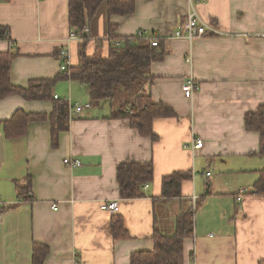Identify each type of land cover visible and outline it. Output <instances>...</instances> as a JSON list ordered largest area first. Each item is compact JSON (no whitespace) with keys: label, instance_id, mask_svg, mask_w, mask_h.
<instances>
[{"label":"crops","instance_id":"0c3cea01","mask_svg":"<svg viewBox=\"0 0 264 264\" xmlns=\"http://www.w3.org/2000/svg\"><path fill=\"white\" fill-rule=\"evenodd\" d=\"M193 5L217 32L193 42L175 38ZM111 25L120 38L139 32L148 41L159 38L165 54L151 65L148 92L176 115L154 120L155 139L143 136L128 119L111 117L124 96L91 101L80 81L60 79L54 96L82 110L70 113V128L56 146L49 120L29 123L18 138H6L0 128V264H33L35 242L50 248L44 264H130L133 252L153 249L156 228L175 231L193 195L199 207L194 235L184 242L185 264L193 254L197 264H260L264 195L251 191L264 157L257 154L260 134L246 128L245 116L264 104V0H136L135 11L125 15H111L103 2L87 25L88 40L69 39V0L0 1V27L11 35L0 38V52L16 54L13 84L60 75L62 49L70 68L82 64L83 51L107 57ZM189 78L198 85L190 96L184 89ZM18 109L49 116L53 102L0 99L1 120ZM197 138L204 140L200 148L193 147ZM67 157L81 165L68 166ZM124 162L153 163L145 196L121 198L117 166ZM179 171L192 175L182 181L181 197L164 199L163 178ZM29 179L24 197L17 183ZM111 199L120 202L126 239L114 238V213L101 208Z\"/></svg>","mask_w":264,"mask_h":264},{"label":"trees","instance_id":"16d2710c","mask_svg":"<svg viewBox=\"0 0 264 264\" xmlns=\"http://www.w3.org/2000/svg\"><path fill=\"white\" fill-rule=\"evenodd\" d=\"M103 2H107L111 15H125L135 11L136 0H69V24L72 31L88 40V32L85 28ZM115 30L116 28L111 25L112 44L107 57H90L83 51L81 65L62 70L55 78L32 80L26 87L13 84L11 79V68L16 54L11 51L0 52V99L10 95H20L27 100L53 102V111L49 116L45 113H28L18 109L11 118L0 119V128L3 129L5 137L25 136L29 123L49 120L52 126V145L56 146L60 133L69 130L71 120L68 101L64 98H55L53 87L60 79H72L86 86L91 101L114 100L118 97V91H124L132 99L126 100L118 110H114L111 117L126 118L131 127L141 135L155 139L154 120L176 115L170 105L153 101L147 87V84L153 80L150 75L151 65L154 61L162 59L165 51L153 46L144 33L120 38L115 36ZM0 38L11 40L10 30L7 27H0ZM116 39L122 40L121 45L113 44ZM245 126L248 130L259 132L260 148L257 154L264 157V104H261L256 111L246 114ZM257 173L259 178L254 183L251 193L264 195V168ZM191 176L190 172L182 171L165 176L162 183L164 199L180 198L181 183ZM153 180L152 162H124L117 166L121 198L145 196V185H149ZM17 184L20 193L24 197H29L31 180L29 179L26 184ZM197 207H199L198 197L196 205L192 203L188 210L177 217L174 232H163L156 228L153 234V249L133 252L130 264H185L184 242L194 235ZM110 227L115 239L128 237L121 214H113ZM49 253L50 248L47 245L35 242L33 264H44ZM260 264H264V260Z\"/></svg>","mask_w":264,"mask_h":264},{"label":"built area","instance_id":"2783aa9c","mask_svg":"<svg viewBox=\"0 0 264 264\" xmlns=\"http://www.w3.org/2000/svg\"><path fill=\"white\" fill-rule=\"evenodd\" d=\"M199 0H196L198 2ZM85 31H87V27L85 28ZM217 32V29L212 25L211 22L208 20H205L202 15L200 14L199 10L195 5L191 7L190 12L185 18L184 24L181 28L177 29L173 36L175 38L179 39H186L189 40L190 42H193L195 39L198 37H202L205 35H208L210 33L215 34ZM139 34H143V32H139ZM77 34L74 31H71L69 39L76 37ZM153 46H159V38L157 36L153 37V40L150 41ZM122 40L116 39L113 41L114 45H121ZM60 56L62 58V64H61V69L66 70L69 68V58H68V51L66 49L60 50ZM198 88V85L196 82L193 80V78H189L187 83L184 85V89L187 92V94L190 96L195 89ZM55 98H58L57 95H55ZM68 103H69V109L70 113H77L82 110V106L80 104L73 105L71 104L70 100L68 98H65ZM204 144V140L202 138H197L194 143V148H200ZM64 163L67 164L70 167H75L81 165V161L73 158V157H67L64 159ZM207 175H211V172H207ZM145 185V187H147ZM245 194V189L240 190L239 194V200L243 198ZM197 201V196L193 195L192 197V203L196 205ZM53 208H57V206L54 204L52 206ZM101 208L103 210L109 211L111 213H117L120 210V202L117 199H111V200H106L101 204ZM187 264H197L195 255L193 254L190 257V260L188 261Z\"/></svg>","mask_w":264,"mask_h":264},{"label":"rangeland","instance_id":"374dc122","mask_svg":"<svg viewBox=\"0 0 264 264\" xmlns=\"http://www.w3.org/2000/svg\"><path fill=\"white\" fill-rule=\"evenodd\" d=\"M118 98H121V96L125 97V101L128 99H132L131 97H129L124 91H118Z\"/></svg>","mask_w":264,"mask_h":264}]
</instances>
